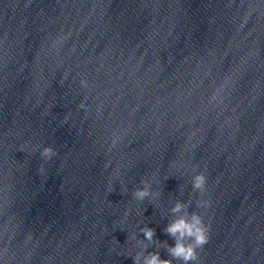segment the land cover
I'll return each mask as SVG.
<instances>
[{"label": "clouds", "instance_id": "obj_1", "mask_svg": "<svg viewBox=\"0 0 264 264\" xmlns=\"http://www.w3.org/2000/svg\"><path fill=\"white\" fill-rule=\"evenodd\" d=\"M68 38L67 34L58 35L55 40H53L51 47L56 48L59 43H62ZM81 86L87 88L88 81L82 79L80 81ZM223 88L221 85L220 89L213 92L211 99L217 100L220 90ZM220 102H223L222 100ZM80 107L87 108L89 106L81 104ZM98 107L97 111L100 112ZM120 134L118 132H113L110 138V147H115L120 140ZM55 155H57L56 150L52 146H45L40 151V156L45 160H51ZM208 178L204 172H198L192 177V188L194 191L203 195L207 191ZM151 195L147 187L137 189L133 196L136 199L143 200ZM211 205V201L208 199L200 200L198 202V207L208 208ZM173 213H181L180 215L173 219L165 228L167 234H169L175 241L174 246L168 247L169 255L175 259L179 260L181 264H196L199 260L198 249H202L209 242V226L205 223L202 214L195 211H187V205L182 202H177L172 208ZM144 237L148 241H152L155 235V230L150 227H144L141 229ZM134 264H141L140 254L138 253L133 257ZM143 264H172L170 259H161L159 252H150L147 256L143 258Z\"/></svg>", "mask_w": 264, "mask_h": 264}]
</instances>
